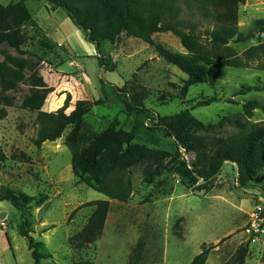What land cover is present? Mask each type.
<instances>
[{"label": "rangeland", "instance_id": "1", "mask_svg": "<svg viewBox=\"0 0 264 264\" xmlns=\"http://www.w3.org/2000/svg\"><path fill=\"white\" fill-rule=\"evenodd\" d=\"M18 0H0L7 5ZM32 22L24 28L16 48L0 44V193L6 188L37 198L25 217L32 236L42 242L43 264H190L204 245H216L206 264H237V251L247 247L245 264H264V167L254 166V177L242 184L237 164L226 162L207 190L178 173L183 161L199 170L196 153L159 125L158 116L185 115L180 127L205 137L214 158L223 140L240 133L238 121L264 122V92L242 90L264 86V71L223 67L215 85L190 83L189 76L165 58L158 47L187 54L174 34L158 33L149 42L120 35L102 42L87 41L62 9L53 11L43 0H27ZM264 19V0H246L239 29L256 32L254 21ZM258 39L231 43L239 53ZM100 52L115 71L99 65ZM101 81H105V87ZM124 88L125 94L117 88ZM47 95L44 111H57L70 96L93 105L85 116L80 144L86 148L109 127L133 132L142 147L130 169L133 194L127 203L110 201L102 236L95 243H74L72 237L88 222L94 200H108L76 177L72 153L65 145L68 129L55 142L32 143L39 124L37 112L24 108L26 99ZM136 96L149 109L128 116L124 103ZM218 99L206 107L201 100ZM250 108L251 115L247 108ZM25 153L26 158L20 156ZM156 168L164 174L153 184L145 181ZM47 200L40 202V197ZM21 212L0 202V264H33L25 237L20 234Z\"/></svg>", "mask_w": 264, "mask_h": 264}, {"label": "trees", "instance_id": "2", "mask_svg": "<svg viewBox=\"0 0 264 264\" xmlns=\"http://www.w3.org/2000/svg\"><path fill=\"white\" fill-rule=\"evenodd\" d=\"M27 0H18L7 5L0 3V44L8 42L18 48L22 44L23 31L32 22V15L26 4ZM53 11L62 9L73 24L84 32L87 41L100 49L102 42H115L122 35L139 38L149 42L158 33H172L180 39L187 54L179 55L158 47L160 56L177 66L189 76L190 83H208L215 85L223 67L255 68L264 71V19H256V32L244 35L239 29L240 9L246 0H43ZM254 39L259 44L252 45L242 53L231 43H245ZM99 65L107 71L117 69L116 62H108L100 52ZM105 87L106 82L101 81ZM125 94L124 88L116 87ZM264 92V86H254L242 90ZM47 95L35 93L24 102V108L37 112L39 130L32 143L41 147L46 142H55L70 129L65 145L72 153L74 174L81 182L87 177L93 180L90 187L103 194L108 200H94L84 206L94 210L85 224L72 240L74 243H95L103 234L110 212V201L127 203L133 194V181L130 169L138 163L142 147L134 144L135 134L109 127L97 136L86 148L80 144L82 123L93 105L103 104L102 100L94 103L78 101L74 110L70 107V96L63 107L57 111L43 110ZM124 103L128 116L146 114L149 109L136 96H129ZM210 98L198 101L195 107H206L217 102ZM250 106L261 108L264 105L250 102ZM249 115L250 108L246 107ZM185 115L170 117L158 116L159 125L188 150L196 153L201 168H192L187 161L178 166V173L197 184L200 191L207 190L221 172L226 162L237 164L242 184H247L254 177L253 168L264 167V122L243 123L238 121L240 133L223 140L217 155L210 156L208 141L205 137L186 132L180 127ZM22 158L28 159L25 153ZM164 174L163 168H156L149 173L145 181L153 184ZM47 197H40L44 202ZM7 201L21 212L22 225L20 234L27 239L33 264H43L46 255L42 252V242L37 241L28 230L30 220L25 212L33 206L37 198L12 188L0 193V202ZM216 245H204L200 254L190 264H206ZM247 247L237 251V264H245Z\"/></svg>", "mask_w": 264, "mask_h": 264}]
</instances>
